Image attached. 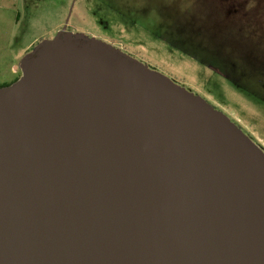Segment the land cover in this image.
Masks as SVG:
<instances>
[{
	"label": "water",
	"instance_id": "1",
	"mask_svg": "<svg viewBox=\"0 0 264 264\" xmlns=\"http://www.w3.org/2000/svg\"><path fill=\"white\" fill-rule=\"evenodd\" d=\"M0 88V264H264V150L67 26Z\"/></svg>",
	"mask_w": 264,
	"mask_h": 264
},
{
	"label": "rangeland",
	"instance_id": "2",
	"mask_svg": "<svg viewBox=\"0 0 264 264\" xmlns=\"http://www.w3.org/2000/svg\"><path fill=\"white\" fill-rule=\"evenodd\" d=\"M256 2L0 0V86L17 81L23 58L67 26L203 97L264 150V89L254 93L250 77L254 67L264 70Z\"/></svg>",
	"mask_w": 264,
	"mask_h": 264
},
{
	"label": "crops",
	"instance_id": "3",
	"mask_svg": "<svg viewBox=\"0 0 264 264\" xmlns=\"http://www.w3.org/2000/svg\"><path fill=\"white\" fill-rule=\"evenodd\" d=\"M256 3L258 4V7L256 9V7L254 6L252 14L255 17L253 16L252 18L258 26L260 23H263V25L261 27H256L257 29L255 31V36H259V33H260V35L263 37L264 36V21L262 20V18H259L258 16L259 15L263 16L264 14V0H257ZM240 6L241 5H239L238 7ZM234 8L236 9L237 6L235 5ZM257 13L259 14L257 15ZM199 60L204 63V60H206L205 54L204 56L203 54L199 55ZM259 73H260V76L257 75ZM250 77H251V83H252L251 88L254 91V93H258V94L261 93L260 90L264 89V70H260L257 67L256 68L254 67V69H252V72L250 73Z\"/></svg>",
	"mask_w": 264,
	"mask_h": 264
},
{
	"label": "trees",
	"instance_id": "4",
	"mask_svg": "<svg viewBox=\"0 0 264 264\" xmlns=\"http://www.w3.org/2000/svg\"><path fill=\"white\" fill-rule=\"evenodd\" d=\"M7 86V85H6ZM3 87V86H0V88Z\"/></svg>",
	"mask_w": 264,
	"mask_h": 264
}]
</instances>
